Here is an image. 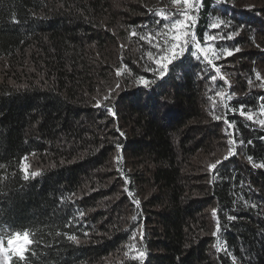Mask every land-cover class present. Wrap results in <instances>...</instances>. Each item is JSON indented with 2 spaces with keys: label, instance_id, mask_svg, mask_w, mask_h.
Listing matches in <instances>:
<instances>
[{
  "label": "trees",
  "instance_id": "trees-1",
  "mask_svg": "<svg viewBox=\"0 0 264 264\" xmlns=\"http://www.w3.org/2000/svg\"><path fill=\"white\" fill-rule=\"evenodd\" d=\"M245 1L190 21L179 0H0V230L33 241L9 264H264V0ZM196 45L241 48L236 91Z\"/></svg>",
  "mask_w": 264,
  "mask_h": 264
},
{
  "label": "snow or ice",
  "instance_id": "snow-or-ice-1",
  "mask_svg": "<svg viewBox=\"0 0 264 264\" xmlns=\"http://www.w3.org/2000/svg\"><path fill=\"white\" fill-rule=\"evenodd\" d=\"M185 3L187 4L188 0H185ZM185 19H188L186 13H185ZM185 27L186 26H185L183 20H176L175 23L171 24V28L172 29H177L178 30L177 34L172 37V39L176 43L171 44V48L165 47L163 49H159V51H164L165 52V55H163L161 57V60L158 61V63L160 64V67H159V70H158L160 78H163L165 76V71L168 70L170 64L174 63L178 59H181L183 55H186V49L188 47V43L189 42L185 39V37L188 35V33L186 31H184ZM213 27H215V25H213ZM205 38L208 39V40H212L213 39L212 36H208V35H206ZM141 39H144V37L142 36ZM195 39H196V37L193 36L192 37V41L194 42ZM169 43H170V41L166 40L165 41V46H167ZM197 47H199V46L197 45ZM237 51H239V49H237ZM167 52H171L172 54L168 55ZM225 52H226V54L231 55V53L227 52V50H225ZM220 54L221 53H217L215 50H213V52H212V55L216 56V57H218ZM192 55L195 56L196 53L192 52ZM152 58H153V56L151 54H149V59H152ZM204 58L206 60H208V63L212 62L207 53H205V57ZM217 73H219V69H217ZM118 75H119V73H118ZM138 83L140 85H143V87L147 88V87H149L150 83H156V82L155 81L149 82V81L145 80L143 77H141L140 80L138 81ZM118 87H119V85H118ZM262 87H264V85H262ZM229 98H231V97H229ZM108 111H109V113H112L113 109L109 108ZM213 119L217 120V119H220V117L213 116ZM249 119H251V117H249ZM260 123L264 124V121H260ZM232 155H233L232 151H229L228 157H231ZM221 163H222V161H217L216 164L211 165L210 167L215 169ZM22 167L24 168V170H26V168H27L26 165H23ZM37 175H39V173H32V177H35ZM24 178H25V180H28L29 176L26 174L24 176ZM133 219H135V217H133ZM25 233H27V235L29 237V243L25 246V250L22 253H20L19 255H15L14 254L17 257H19L21 259H24L25 253L28 251L30 245L33 242L32 239H31V234H30V232L28 230H24L23 232H20V231L13 232L11 235L7 236V247L4 246L3 238H0V246H3L4 248H8V240L13 235L23 236V235H25ZM69 239H75V237L69 236ZM9 253H11V252H8L6 254L8 256L7 264H9V255H8ZM141 255H143V253H141ZM0 264H4V256L3 255H0Z\"/></svg>",
  "mask_w": 264,
  "mask_h": 264
},
{
  "label": "rangeland",
  "instance_id": "rangeland-1",
  "mask_svg": "<svg viewBox=\"0 0 264 264\" xmlns=\"http://www.w3.org/2000/svg\"><path fill=\"white\" fill-rule=\"evenodd\" d=\"M200 1L201 0H188V3L186 4L185 0H179V4H178V2H176L177 5L175 6V8H177L179 10V12H181V13L186 12L187 16H190V13L197 11ZM253 2H254L253 0H246L244 2V4H241L239 7H241V8H246V7L249 8V7L252 6ZM255 4L258 5L257 3H255ZM184 19H185V17H184ZM188 19L191 21L193 19V17H189ZM186 32L188 33V36H189L190 35V31H186ZM253 32H255V30H253V29H249L248 30V33L253 34ZM185 38H187V36ZM198 46L199 47H197V45L194 46L196 51H198V54H202L205 57V53H207L210 59L213 58L212 59V63H211L210 66L216 72V79H213L211 81L212 86H215L216 85V81L218 79H220L222 82H225V85L227 87H229L230 90L236 91L235 90V85H236L235 82L232 81V80H229L228 76H227L230 73V70L234 67V65H232L230 63L229 66H228L227 58L231 57L232 55H234L237 52V49L241 50V48L225 49V50H227V52H230L231 55L226 54V52H225V50L223 48H219V49H217V53H221V54L218 57H216V56L212 55V52H213L214 49H211L210 46H208V45H206V46L198 45ZM256 46L257 45H254V47H256ZM5 69H6V67H5V64L3 63L0 66V81H3L5 79V74H4L5 71H6ZM217 69H219V73H217ZM7 76H9V75H7ZM12 78H13V81L11 79V76L7 80H8L9 83L12 81L13 84H15L16 82L14 80V77L12 76ZM260 84L264 85V79H262V82H260ZM96 122H97V124L99 126L101 125V123L98 121L97 117H96ZM25 165L27 166V168L25 170L27 175H32V173H37L38 170H39L38 167H34L33 159H29L26 162ZM0 238H3L4 246L7 247V238H5L3 236V233H2L1 230H0ZM8 255H9V260H10L11 257L13 258L15 256L12 253H9Z\"/></svg>",
  "mask_w": 264,
  "mask_h": 264
},
{
  "label": "clouds",
  "instance_id": "clouds-1",
  "mask_svg": "<svg viewBox=\"0 0 264 264\" xmlns=\"http://www.w3.org/2000/svg\"><path fill=\"white\" fill-rule=\"evenodd\" d=\"M29 243V237L27 233L23 236L13 235L8 240V248H4L0 246V255L4 256V264H7L8 256L6 255L8 252H11L15 255H19L25 250V246Z\"/></svg>",
  "mask_w": 264,
  "mask_h": 264
}]
</instances>
